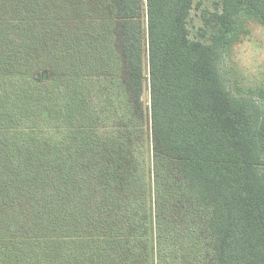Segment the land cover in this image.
Listing matches in <instances>:
<instances>
[{
    "label": "trees",
    "instance_id": "1",
    "mask_svg": "<svg viewBox=\"0 0 264 264\" xmlns=\"http://www.w3.org/2000/svg\"><path fill=\"white\" fill-rule=\"evenodd\" d=\"M195 3L0 0V264H264V0Z\"/></svg>",
    "mask_w": 264,
    "mask_h": 264
},
{
    "label": "rangeland",
    "instance_id": "2",
    "mask_svg": "<svg viewBox=\"0 0 264 264\" xmlns=\"http://www.w3.org/2000/svg\"><path fill=\"white\" fill-rule=\"evenodd\" d=\"M220 0H196L188 20L189 37L192 40L210 42L216 31L213 14L219 9ZM242 33L228 56L231 81L235 90L247 91L264 87V26L256 17L244 18ZM206 32V36L203 34ZM148 72V59L146 60ZM145 101H150L149 92Z\"/></svg>",
    "mask_w": 264,
    "mask_h": 264
}]
</instances>
